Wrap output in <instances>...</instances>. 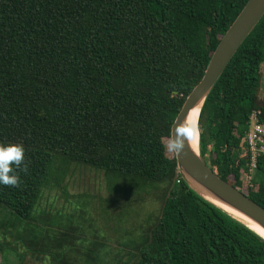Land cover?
<instances>
[{
	"label": "trees",
	"instance_id": "1",
	"mask_svg": "<svg viewBox=\"0 0 264 264\" xmlns=\"http://www.w3.org/2000/svg\"><path fill=\"white\" fill-rule=\"evenodd\" d=\"M246 2L0 0V143L22 144L30 161L19 188L0 185V206L28 220L42 186L84 165L134 180L137 199L164 194L129 264H264V241L190 189L164 148ZM263 67L264 15L205 98L198 130L203 162L264 208V156L243 180L252 112L264 127Z\"/></svg>",
	"mask_w": 264,
	"mask_h": 264
},
{
	"label": "rangeland",
	"instance_id": "2",
	"mask_svg": "<svg viewBox=\"0 0 264 264\" xmlns=\"http://www.w3.org/2000/svg\"><path fill=\"white\" fill-rule=\"evenodd\" d=\"M110 179L102 170L70 163L60 186H42L28 220L15 221L0 206V263H131L134 247L157 222L165 197L144 189L137 199L134 180L124 186Z\"/></svg>",
	"mask_w": 264,
	"mask_h": 264
},
{
	"label": "water",
	"instance_id": "3",
	"mask_svg": "<svg viewBox=\"0 0 264 264\" xmlns=\"http://www.w3.org/2000/svg\"><path fill=\"white\" fill-rule=\"evenodd\" d=\"M263 15L264 0H247L212 52L200 81L184 100L171 124L170 134L181 122L188 125L190 111L197 106L201 108L229 61ZM173 155L178 174L190 189L264 241V236L247 224L250 221L264 232L263 207L219 178L203 162L198 149L195 151L189 142L179 155Z\"/></svg>",
	"mask_w": 264,
	"mask_h": 264
},
{
	"label": "clouds",
	"instance_id": "4",
	"mask_svg": "<svg viewBox=\"0 0 264 264\" xmlns=\"http://www.w3.org/2000/svg\"><path fill=\"white\" fill-rule=\"evenodd\" d=\"M192 138L190 126L181 122L167 137L164 145L167 152L179 155ZM30 161H25V148L22 144L0 143V185L19 188L20 173L27 174Z\"/></svg>",
	"mask_w": 264,
	"mask_h": 264
},
{
	"label": "built area",
	"instance_id": "5",
	"mask_svg": "<svg viewBox=\"0 0 264 264\" xmlns=\"http://www.w3.org/2000/svg\"><path fill=\"white\" fill-rule=\"evenodd\" d=\"M244 142V154L247 156V168L243 180L246 184H250L257 168L258 157L260 155L264 156V127L259 123L255 112H252L249 116V125L244 135Z\"/></svg>",
	"mask_w": 264,
	"mask_h": 264
},
{
	"label": "bare ground",
	"instance_id": "6",
	"mask_svg": "<svg viewBox=\"0 0 264 264\" xmlns=\"http://www.w3.org/2000/svg\"><path fill=\"white\" fill-rule=\"evenodd\" d=\"M199 108L200 107L197 106L194 109H192L188 117V126H190V130L192 131V138L190 139L189 143L191 144V146L195 151L198 149V143H199V130H198ZM247 224L264 236V232H262L253 223L248 221Z\"/></svg>",
	"mask_w": 264,
	"mask_h": 264
}]
</instances>
